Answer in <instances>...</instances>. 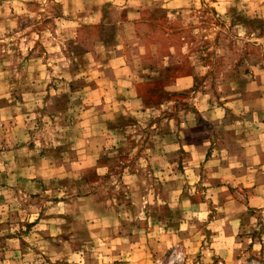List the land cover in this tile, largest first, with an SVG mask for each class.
<instances>
[{"label":"clouds","instance_id":"clouds-1","mask_svg":"<svg viewBox=\"0 0 264 264\" xmlns=\"http://www.w3.org/2000/svg\"><path fill=\"white\" fill-rule=\"evenodd\" d=\"M0 264H264V0H0Z\"/></svg>","mask_w":264,"mask_h":264},{"label":"rangeland","instance_id":"rangeland-1","mask_svg":"<svg viewBox=\"0 0 264 264\" xmlns=\"http://www.w3.org/2000/svg\"><path fill=\"white\" fill-rule=\"evenodd\" d=\"M204 51H207V50L204 49ZM256 55L257 54L254 51H248V52H242L238 56H234L232 58V65H231L230 70H226V62H221V61L217 60L213 64V71L211 73L212 78L215 79L220 74H224L226 77H230V78L235 79V78L240 76L241 72H243L245 75H247L249 70L244 68L243 65H244L246 60L254 58V57H256ZM204 59L207 61L208 57L206 56V57H204ZM180 70H183L185 72L191 71V69H188L185 65H183L179 62L176 65H174L173 67L167 69L166 74L162 77L161 80L156 81L151 86L147 87L145 103L146 104L161 103V102H164V100H166V99H171L174 97L177 100L178 105L183 106L185 108H189L190 106L187 104V100H188L187 93L190 92V89H183L182 92L177 91V92L173 93L171 96L169 95V93L163 91V86H164L165 81L168 79H171L172 76H174L175 73L180 71ZM183 79H188V77L187 76H185V77L176 76V83L178 81L180 82L179 85H178V83L176 84L178 90L182 88ZM193 86H195V85H193ZM244 86H245V81L241 80L240 81V90H242L244 88ZM218 100L220 101V103L222 105H227L229 103V101L225 100L223 97H218ZM191 110L197 111V109H191ZM205 126L206 125L204 123V117L200 116L197 118L196 125L192 126L189 129L188 133H186V135L184 136V140H185L184 146H183V148L179 149V151L181 153V158H180L179 162H177V168L182 175H187V173L189 171H191L190 168H185V166H184V163H183L184 156H189L191 159H195V156L199 154L198 151H196V150L199 148L203 139L206 138L202 135H199V133H201L203 131ZM28 146H29V148L34 147V145H32V144H29ZM211 159H212V150L210 149L205 154L204 160H205V162H208ZM172 162H173L172 160L169 161V163H172ZM201 168H203V165H201ZM215 184L217 187L222 186L218 180L215 181ZM229 191H231V189H229ZM118 199L121 202L128 200V198L125 196V194L123 192L120 193ZM192 202L195 203L196 201L193 200ZM127 206H131L130 200H128ZM61 216H63V214H61ZM38 222H39V218L37 220H33V221L29 222L27 224L28 229L30 230L31 227H33ZM169 255H171V253H169Z\"/></svg>","mask_w":264,"mask_h":264},{"label":"crops","instance_id":"crops-1","mask_svg":"<svg viewBox=\"0 0 264 264\" xmlns=\"http://www.w3.org/2000/svg\"><path fill=\"white\" fill-rule=\"evenodd\" d=\"M183 80H185V79H183ZM181 81H182V80H181ZM177 83H178V85L180 84V82H179V81H178ZM177 83H176V84H177Z\"/></svg>","mask_w":264,"mask_h":264}]
</instances>
